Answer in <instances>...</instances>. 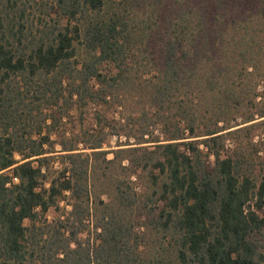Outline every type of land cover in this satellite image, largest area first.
I'll return each mask as SVG.
<instances>
[{
    "label": "trees",
    "instance_id": "obj_1",
    "mask_svg": "<svg viewBox=\"0 0 264 264\" xmlns=\"http://www.w3.org/2000/svg\"><path fill=\"white\" fill-rule=\"evenodd\" d=\"M163 5L0 0V264H264V175L245 152L224 155L230 136L264 126V109L235 126L227 118L243 107L241 78L264 77V0H175L170 22ZM138 49L153 60L139 63ZM141 96L162 138L146 130L109 151L51 140L69 113L57 118L56 107L119 108ZM124 153L150 170L164 203L160 255L142 250L131 185L118 181L101 214L91 208L95 161ZM55 156L62 169L46 185ZM66 193L71 211L50 222Z\"/></svg>",
    "mask_w": 264,
    "mask_h": 264
},
{
    "label": "rangeland",
    "instance_id": "obj_2",
    "mask_svg": "<svg viewBox=\"0 0 264 264\" xmlns=\"http://www.w3.org/2000/svg\"><path fill=\"white\" fill-rule=\"evenodd\" d=\"M175 6V0H165V6H162V9L165 10L161 17H164V19L169 22L174 20L176 16ZM161 17L160 19H162ZM165 25L163 27V32L170 28V24ZM259 39L264 40L263 33ZM134 53L136 56L135 60L139 63L151 59L153 60L151 54H148L146 59L145 54L139 49ZM208 58L212 60L215 58L212 51ZM248 72H253V68H249ZM260 74L264 76V70L261 71ZM241 80L243 81H241V84H243L242 86L245 89L243 94V107L239 109L237 115L227 116L229 124L233 126L242 124V119L248 114H257L260 110L264 109V77L259 78L258 75H245ZM147 104L148 99L141 96L130 99L125 107L119 108L115 106L99 107L95 105H90L81 109L76 106L71 108L65 106L62 108L56 107L53 110L56 111L57 118H59L61 114H64L66 109L69 113L62 121L57 122L54 126L53 130L55 131L51 134V140L55 143H71L78 141L94 143L103 141L104 150L109 151L129 148L119 147V145L126 144L129 139L130 143L135 144V136L146 130H149L147 131L149 135L146 136V139L162 138L163 135L160 125L152 126L155 112L149 107V104ZM258 121L261 120L259 119ZM223 124L224 123H221V125ZM249 125L250 124L241 127ZM247 128L248 129H244L242 132L229 137L230 141L226 144L224 155L227 156L232 154L235 148L245 152L250 162L255 165V175L260 179L262 175H264V126L257 125ZM86 148L87 145H85V143L79 144V149L83 150L85 153H90L91 151L85 150ZM56 150H61L59 144L56 145ZM127 156H129L127 153L121 154L117 161L108 165L104 162L103 157H100L97 162L95 161L94 165L96 171L95 173L93 172L92 176L94 187L92 188L93 204H91V208H97V211L101 214L103 209L101 202H109L108 198L115 196L114 185L118 181L131 185L138 197V203L132 210L130 219L135 228V233L138 235V240L142 243V250L144 254L149 257L160 255L162 254L161 244L165 243V239L163 234H159L155 221L164 203L159 202L158 197L155 195L153 179L149 173L150 170L134 169L126 159ZM16 158L21 160L19 155H17ZM54 158L56 159L49 160V167L47 163H45V166L49 168L46 171V185H49L50 179L57 171L62 169V166L59 164L60 160L57 159L58 156ZM107 159L113 160L114 155L110 154ZM35 165L37 166L38 163H35ZM71 202L70 194L66 193L59 202V205L49 210L47 219L52 222L70 212ZM94 221L95 220L89 222V227L87 228L92 230L91 234H93V236L96 234L93 230ZM85 236H88V233H86Z\"/></svg>",
    "mask_w": 264,
    "mask_h": 264
}]
</instances>
